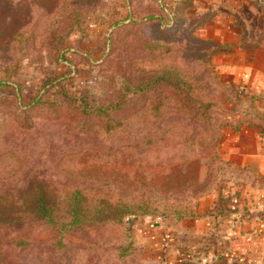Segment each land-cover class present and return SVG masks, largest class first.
Returning <instances> with one entry per match:
<instances>
[{
    "label": "rangeland",
    "instance_id": "rangeland-1",
    "mask_svg": "<svg viewBox=\"0 0 264 264\" xmlns=\"http://www.w3.org/2000/svg\"><path fill=\"white\" fill-rule=\"evenodd\" d=\"M246 129L264 137V0H0V264H166L135 227L264 191L233 158Z\"/></svg>",
    "mask_w": 264,
    "mask_h": 264
},
{
    "label": "crops",
    "instance_id": "crops-1",
    "mask_svg": "<svg viewBox=\"0 0 264 264\" xmlns=\"http://www.w3.org/2000/svg\"><path fill=\"white\" fill-rule=\"evenodd\" d=\"M255 87L260 90L259 85ZM234 139L233 158L264 177V137L246 129ZM148 223L135 227L136 235L156 247L166 246V264H264V191L236 190L219 205L200 206L195 217L168 227ZM194 238L198 242L211 239V248L193 249L185 241Z\"/></svg>",
    "mask_w": 264,
    "mask_h": 264
},
{
    "label": "trees",
    "instance_id": "trees-1",
    "mask_svg": "<svg viewBox=\"0 0 264 264\" xmlns=\"http://www.w3.org/2000/svg\"><path fill=\"white\" fill-rule=\"evenodd\" d=\"M188 4H184V7L185 6H187ZM162 11L163 12H166V14L169 16L168 17V20H167V22H164L163 24H162V28H164V27H169V26H173V25H170L172 22H173V20H174V14H173V11L172 10H170V9H166V8H163L162 7ZM170 23V24H169ZM216 46V47H215ZM214 46V48H212V50L210 51V54H214L215 52H217V50L218 49H220L219 47H218V45H215ZM68 53H65V55H67ZM64 55V56H65ZM66 58V57H65ZM66 60H64V62H65ZM164 74V73H163ZM209 106V104H205V105H203V106H201V107H199V108H197V110H198V114H200L201 116H203V117H205L206 116V109H207V107ZM193 108V107H192ZM109 123H108V126H111L112 124H111V121H108ZM227 163V162H226ZM72 204H73V206H72V208L70 209V214H72L73 215V217H72V219L69 221V223L68 224H70V225H73V224H75L76 222H78L79 220H81L80 219V215L79 214H81L82 212H87V210L88 209H86V208H82V207H80V203H78L77 201H74V202H72ZM104 206H106V205H104L103 203H101L98 207H96L93 211H92V213H91V218H94V216H100L101 218H106V217H104V213L106 212V211H104L105 209L103 208ZM37 207L39 208L38 210H39V212H40V214H42L43 216H49V212H50V210L47 208V206H46V204L43 202V201H41V199L40 200H38V202H37ZM129 211V210H128ZM124 210H122V209H119L118 210V212L116 213V212H112V213H114V214H117V218L118 219H120V218H122V216L124 215ZM112 213H110V212H107V214H108V216H110ZM88 214V213H87ZM184 218H186L185 216H179L178 218H177V221L178 220H182V219H184ZM106 220V219H105Z\"/></svg>",
    "mask_w": 264,
    "mask_h": 264
}]
</instances>
